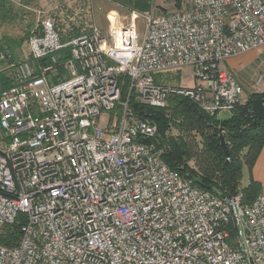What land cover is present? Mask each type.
I'll use <instances>...</instances> for the list:
<instances>
[{"label":"built area","instance_id":"obj_1","mask_svg":"<svg viewBox=\"0 0 264 264\" xmlns=\"http://www.w3.org/2000/svg\"><path fill=\"white\" fill-rule=\"evenodd\" d=\"M190 3L74 36L80 17L63 32L59 7L34 10L28 58L0 49L11 82L0 89V264H264V195L243 204L197 188L165 163L152 119L128 107L132 95L156 109L184 98L215 116L246 103L220 64L264 47V0ZM172 72L193 84L154 81ZM263 88L256 75L253 92Z\"/></svg>","mask_w":264,"mask_h":264},{"label":"trees","instance_id":"obj_2","mask_svg":"<svg viewBox=\"0 0 264 264\" xmlns=\"http://www.w3.org/2000/svg\"><path fill=\"white\" fill-rule=\"evenodd\" d=\"M179 2L176 0L174 3L177 8L180 7ZM132 5L141 10L148 9L145 0L139 3L134 0ZM10 9L6 0H0V22H12L11 17L8 18ZM77 32L79 30L73 29L70 36L77 35ZM65 40L67 38L62 37V41ZM17 44L13 39L2 37L0 49L5 48L11 53ZM60 56L61 60L66 58L67 50L62 51ZM162 76H156L154 81L160 83ZM178 77L173 78L176 83ZM125 80L123 77L120 81L122 98L126 93ZM10 85L7 75L0 73V89ZM258 99H264V93L249 95L246 103L238 105L228 119L209 116L197 104L184 98H172L167 107L156 109L140 104L132 95L128 107L138 118L152 119L156 124L157 141L165 150L162 157L170 169L209 193L224 197L241 194L243 204H247L260 194L261 189L260 184L251 178L248 177L245 186L241 179L244 168L250 174L264 144V119L258 120L250 112L251 101ZM172 130L176 134L173 135ZM220 136L224 139L226 154L220 146ZM196 137L199 139L197 142ZM190 162H194L192 168ZM17 225L15 223L4 229V244H16L19 237Z\"/></svg>","mask_w":264,"mask_h":264},{"label":"rangeland","instance_id":"obj_3","mask_svg":"<svg viewBox=\"0 0 264 264\" xmlns=\"http://www.w3.org/2000/svg\"><path fill=\"white\" fill-rule=\"evenodd\" d=\"M8 5L10 6V12L8 18H10L11 12H15L17 15V19L12 23H2L0 22V43L2 37H8L10 39L16 40L18 43L17 46L12 48V61L15 63L22 61L28 58V51L26 48V34L34 27L36 21V14L34 10L27 11L23 10L22 7H19L17 0H6ZM45 0L44 2H47ZM137 3L143 2V0H136ZM58 5V10L54 14L53 12L50 15L54 16L55 21L57 22L58 29H65L67 25H71V18L75 19V16L80 17L76 19L77 26L72 27L74 30H79V32H84L87 30V25H92L98 27L103 34H106L109 29V19L112 18L116 19L118 24L125 25L129 21V16L131 11H135L138 13H145L147 11L153 10L156 14H165V13H172L177 10L182 9H189L192 0H180V7L177 8L174 4L176 0H145L146 5H148V9L141 10L140 7H133L134 0H53ZM59 3V4H58ZM52 8L49 4L44 6L43 8H37L36 11H48ZM61 8V9H60ZM139 9V10H138ZM14 14V15H15ZM112 15V17H110ZM70 17V18H68ZM73 19V20H74ZM9 21V20H8ZM138 30L143 32L144 29V21L142 19L138 20ZM79 25V26H78ZM67 31V29H66ZM77 32V33H79ZM70 32L67 33H60L63 38H68ZM246 54V53H245ZM243 54L232 57L228 60H225L220 64L225 72L229 73L233 71L234 68H239L241 66V62L243 61ZM6 68V64L4 62L0 63V73L7 75V71L4 70ZM179 76L177 78L178 82L176 83L173 78L175 76ZM159 81L161 83L167 84H183L190 86L193 84V80L185 77H181L179 73L172 72L169 75L166 74L162 76ZM258 95V94H252ZM249 95L245 94L244 98ZM167 105V104H166ZM167 107V106H166ZM221 117L222 114L220 115ZM103 121V120H102ZM105 121H103V125L105 126ZM172 134H176V131L172 130ZM199 139L196 137L197 142ZM189 165L194 166V162H190ZM247 172H243L242 184L245 185L248 182Z\"/></svg>","mask_w":264,"mask_h":264},{"label":"crops","instance_id":"obj_4","mask_svg":"<svg viewBox=\"0 0 264 264\" xmlns=\"http://www.w3.org/2000/svg\"><path fill=\"white\" fill-rule=\"evenodd\" d=\"M17 1H18L17 5L19 7H22L23 10H27V11L28 10L32 11L37 8H43L44 6L48 4L52 6V8L55 6H58L56 2H53V0H48L47 2H44L45 0H17ZM14 14L15 12H11L12 22H14L17 19L16 18L17 15L16 14L14 15ZM110 17H112V15H110ZM66 28L61 29V30L64 32L66 31ZM243 58H244L243 61L240 63L241 66L239 68H234V70L230 71L229 74L232 75V77H234L235 80L241 85L242 87L241 89L245 92V94L252 95V94H255L253 92L254 91L253 88H254V79L256 75L260 74L261 76H263V79H264V47L259 50H253L246 54H243ZM263 93H264V90L261 94ZM221 114L223 117L220 116ZM231 114L232 113L220 112L215 116L218 119H228L231 117ZM259 152L260 153L255 161V164L253 165L250 171V174L247 172L246 168L243 169V172L246 171L248 174L247 176L249 178H251L253 181L260 184V188H261L260 194L264 195V144ZM248 177L246 178L249 181ZM242 178H243V173H242Z\"/></svg>","mask_w":264,"mask_h":264},{"label":"water","instance_id":"obj_5","mask_svg":"<svg viewBox=\"0 0 264 264\" xmlns=\"http://www.w3.org/2000/svg\"><path fill=\"white\" fill-rule=\"evenodd\" d=\"M250 112L253 117L258 120L264 119V99L252 100L250 106ZM223 137L220 136V146L224 151V154L227 153V149L225 146V142L223 141Z\"/></svg>","mask_w":264,"mask_h":264},{"label":"bare ground","instance_id":"obj_6","mask_svg":"<svg viewBox=\"0 0 264 264\" xmlns=\"http://www.w3.org/2000/svg\"><path fill=\"white\" fill-rule=\"evenodd\" d=\"M113 20V19H112Z\"/></svg>","mask_w":264,"mask_h":264}]
</instances>
